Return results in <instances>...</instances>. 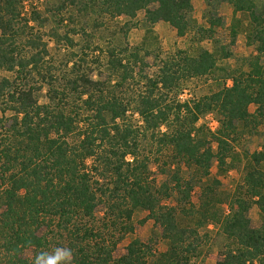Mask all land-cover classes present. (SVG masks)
<instances>
[{"label": "trees", "instance_id": "1", "mask_svg": "<svg viewBox=\"0 0 264 264\" xmlns=\"http://www.w3.org/2000/svg\"><path fill=\"white\" fill-rule=\"evenodd\" d=\"M24 1L0 0V69L15 74L12 79L0 78V264H35L40 254L54 253L57 248L70 250L71 264H189L190 254L198 245L187 244V240L197 231L181 227L176 208L162 201L177 191L180 196L186 194L185 204L190 205L191 187H184L177 175L171 186L156 188L150 183L149 159L140 155L138 132L124 123L126 115L133 106L145 131L158 132L160 142L172 147L175 159L195 166L206 176L213 159L221 167L225 164L238 124L250 116L249 106L256 104L257 112L264 116V66L259 58L250 63L249 72L232 77V86L175 108L165 105L166 98L156 92L177 87L183 78L214 71L216 59L212 53L202 50L196 57L175 54L163 61L154 77L143 75V70L134 75L138 57L134 62L113 59L109 69L111 79H117L115 87L130 80L138 86L144 84L145 90L131 98L129 105L108 95L105 84L93 81L86 69L73 63L66 77L68 91L48 83L52 86L47 94L50 103L40 105L27 79L32 71L47 78L41 72L49 51L42 35H36L29 25L40 20L39 13L23 19L18 10ZM90 1L69 0L74 6L79 2L89 7L98 5L111 17L134 18L144 9L150 24L169 22L179 37L190 28L191 0ZM214 1H226L236 12L249 13L252 23L263 27L264 12L257 13L254 0ZM154 3L157 7L149 9ZM66 38L70 41L69 36ZM258 38L264 41L262 35ZM47 74L50 81L57 78ZM69 91L82 106L80 111L78 108L67 114L55 100L73 98ZM7 112L14 113L10 124ZM213 112L219 117V127L212 135L216 152L208 139L211 133L200 137L204 127L197 126L202 115ZM163 126L167 129L164 132ZM70 137L76 140L71 142ZM88 160L93 162L90 169ZM245 183L250 199L238 197L222 219L218 211L210 212L207 207L201 214L206 222L218 220L227 237L228 249L217 264H264V222L253 228L248 218L252 203L264 216V174L251 170ZM99 205L106 207L102 231L95 218ZM138 209L148 211L162 228L169 248L156 256L147 244L136 239L128 245L126 254L116 258L117 242L111 236L107 239L105 232L127 233ZM27 252L33 256L28 257Z\"/></svg>", "mask_w": 264, "mask_h": 264}, {"label": "rangeland", "instance_id": "2", "mask_svg": "<svg viewBox=\"0 0 264 264\" xmlns=\"http://www.w3.org/2000/svg\"><path fill=\"white\" fill-rule=\"evenodd\" d=\"M254 1L257 13H263L264 0ZM79 3L74 6L69 0H25L18 7L23 19H29L34 12L39 13L40 20L35 23L31 21L29 25L36 35H42L48 45V56L42 63L41 72L43 75L45 73L47 78L39 74V71H32L27 79L28 88L31 86L36 92L37 103L40 105L50 103L47 94L52 86L49 87L48 83L60 90L68 87L69 78L66 77L73 63L86 69V74L93 81L105 84L108 95L115 96L129 105L131 98L145 90L144 84L138 86V82L130 80L123 86L115 87L117 79H111L109 69V63L113 59L115 61L117 58H125L134 62L138 57L134 75L143 70V75L154 77L163 61L175 54L196 57L202 50L212 53L216 59L214 71L200 77L183 78L177 87L156 92L157 96L162 94L166 98L165 105L173 108L178 104H192L193 101L203 99L224 86H232V77L249 72L250 63H254V59L259 58L258 62L264 66V41L261 42L258 38L262 35L264 39V25L261 28L256 27L249 13L236 12L226 1L191 0L190 28L182 37L177 35L176 29L169 22L150 24L144 9L139 10L134 18L124 15L111 17L98 5L89 7ZM156 7V3L149 5L151 10ZM56 33L59 36H56ZM66 36H69L70 41ZM47 73L57 78L50 81ZM2 77L12 79L15 74L0 69V78ZM69 93L73 98L61 100L59 97L60 102L55 100V105L60 103V107L67 114L78 108L80 111L82 106V102H79L72 92ZM133 109L132 106L124 123L131 125L138 132L139 153L149 159L150 183L156 188L163 184L171 186L174 183V175H177L184 182V187H191L188 200L190 205L185 204L186 194L180 196L177 191L162 201L163 205L176 208L181 227L197 231L196 237L192 235V238L187 240V244L191 242L198 245L196 252L190 254L189 264H217L228 249L227 237L218 220L206 222L201 214L207 207L210 212L218 211L222 219L230 212L238 197L250 199L247 195L248 185L245 183L246 174L254 169L264 174V116L259 115L256 104H251L248 108L250 116L238 124V132L233 136L235 139L225 164L221 167L219 162L213 159L208 175L204 176L195 166L175 159L172 147L160 142L158 132L145 131L142 119ZM13 115L12 112L5 115L9 124V118ZM218 119L217 113L213 112L202 115L197 122V126L204 127L200 137H207L208 131L211 133L208 139L212 143L213 152L217 151V144L212 135L219 127ZM166 130L163 126L162 131ZM69 140L72 142L76 138L70 137ZM128 159L132 160L130 156ZM87 165L90 169L93 166L92 160H88ZM192 206L195 208H192L193 215L190 212ZM105 214L106 207L99 205L95 218L96 226L101 231ZM248 218L253 228L260 227L264 222V216L253 203L248 211ZM204 221L205 224H200ZM128 226H131V230L125 234L120 231L112 232L111 229L104 231L107 239L111 236V239L117 242L116 258L126 254L128 245L136 239L147 244L156 256L168 250L169 243L162 236V228L150 217L148 211L136 210ZM26 255L33 256L31 252Z\"/></svg>", "mask_w": 264, "mask_h": 264}, {"label": "clouds", "instance_id": "3", "mask_svg": "<svg viewBox=\"0 0 264 264\" xmlns=\"http://www.w3.org/2000/svg\"><path fill=\"white\" fill-rule=\"evenodd\" d=\"M72 254L70 250L57 248L54 253H42L35 261V264H71Z\"/></svg>", "mask_w": 264, "mask_h": 264}]
</instances>
